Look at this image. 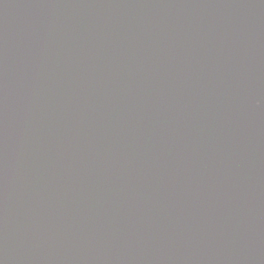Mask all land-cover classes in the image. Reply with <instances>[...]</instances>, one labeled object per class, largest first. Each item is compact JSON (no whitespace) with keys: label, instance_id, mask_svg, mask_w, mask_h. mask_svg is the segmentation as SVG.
Returning a JSON list of instances; mask_svg holds the SVG:
<instances>
[{"label":"water","instance_id":"obj_1","mask_svg":"<svg viewBox=\"0 0 264 264\" xmlns=\"http://www.w3.org/2000/svg\"><path fill=\"white\" fill-rule=\"evenodd\" d=\"M0 264H264V0H0Z\"/></svg>","mask_w":264,"mask_h":264}]
</instances>
